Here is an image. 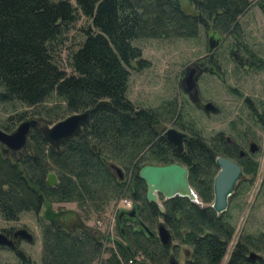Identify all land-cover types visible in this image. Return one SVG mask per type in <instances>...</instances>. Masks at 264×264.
<instances>
[{"label":"trees","instance_id":"trees-1","mask_svg":"<svg viewBox=\"0 0 264 264\" xmlns=\"http://www.w3.org/2000/svg\"><path fill=\"white\" fill-rule=\"evenodd\" d=\"M74 1L76 6L70 0H0V101L36 108L54 95L64 103L63 113L57 108H40L33 114H43L51 124L90 112L89 125L59 148L49 145L38 128L32 130L28 146L20 153L4 154L0 145L1 217L16 221L21 213H39L44 204L51 203L76 202L79 209L98 211L126 195L137 202L138 216H117L120 239L107 237L113 243L108 249L104 235L84 225L70 230L65 221L56 220L59 213L46 211L44 220L48 222L41 223L42 264H92L105 250L109 256L102 264H120L121 259L128 261L140 253L151 264H167L168 249L149 229V224L158 220L170 231L172 240L191 248L184 264H220L234 227L228 209L217 215L210 204L217 172L215 158L230 157L231 146L223 143L221 135L208 143L188 128L184 130L188 134L185 146L178 153L157 129L163 123L162 115L137 109L126 94L129 69L142 70L148 65L134 41L195 37L200 27L215 35L235 36L238 20L250 1L191 0L196 10L193 15L185 14L178 0ZM258 6L264 13V1ZM78 12L91 26L84 31L83 43L70 55L72 73L68 75L57 65L54 46L75 23ZM23 116L17 115L20 123L25 121ZM171 117L169 114L166 119ZM261 121L264 125V117ZM2 130L11 133L8 125ZM237 154L233 152L234 157ZM174 162L187 167L199 203L176 197L166 201L160 213L156 204L147 203L138 172L145 165ZM256 167L255 163L245 166L249 173ZM117 169L125 173L122 178ZM50 172L57 177L55 187L46 184ZM259 245H264V234L238 241L226 264H260L247 258L252 247L264 253Z\"/></svg>","mask_w":264,"mask_h":264},{"label":"rangeland","instance_id":"rangeland-1","mask_svg":"<svg viewBox=\"0 0 264 264\" xmlns=\"http://www.w3.org/2000/svg\"><path fill=\"white\" fill-rule=\"evenodd\" d=\"M249 1L250 7L239 18L240 28L235 36L215 35L211 30L200 27L195 37L134 41L133 45L141 50L142 59L148 65L142 70L135 67L129 69L126 94L127 99L137 109H150L162 115L160 119L163 123L157 128L160 134L168 129L187 133L184 130L192 128L204 141L208 142L221 135L224 141L231 139L246 153L249 152L251 143L258 146L259 150L253 156L250 155L247 163H255L256 170L249 173L244 167V176L236 186L228 206V219L234 227V233L220 264L227 263L238 241L243 242L247 236L255 238L264 234V125L261 121L264 117V13L258 6V3L264 0ZM70 2L76 6L74 0ZM178 3L185 14H196L191 0H178ZM89 26L91 21L78 12L75 23L54 46L57 65L68 75L72 73L70 55L85 40L84 31ZM209 40L214 47L211 52L208 51ZM243 45L253 53V56L243 50ZM198 65L203 70L199 69ZM195 67L197 73L201 72L196 82L200 103L214 104L219 109L216 115L212 113L206 115L184 92L182 83L186 72ZM63 107L64 103L54 95L36 108H29L18 102L0 101V129L8 125L11 132L14 131L20 124L17 115H24L23 120L36 121L38 129L51 127L55 123L45 122L43 114L36 117H33V114L38 113L40 108H57L59 113H63ZM169 114L173 117L166 119ZM223 143L226 144V141ZM119 172L125 175L122 170L117 169L116 174L119 175ZM127 199L129 198L126 195H120L98 211L92 207H85L82 210L76 202H70L44 204L39 213L23 212L16 221H6L0 215V231L27 228L33 234V242L22 243L20 248L33 264H42L41 223L48 222L44 220L48 211L59 213L56 220L65 221L66 227L70 230L74 231L76 227L84 225L104 235V247L108 249L113 247V243L106 241V237L111 240L120 239L115 210ZM158 203H161V199ZM161 223L162 221L158 220L156 224H149V229L156 236L157 227ZM177 244L180 243L172 241L168 253L178 264H184L191 248L178 245L176 250L171 249ZM249 253L264 255L262 251L253 247L247 256ZM108 256L109 252L105 250L92 264H102ZM132 260L133 264H151L142 253ZM128 261L121 259L120 262L125 264ZM0 264L20 262L11 252L0 249Z\"/></svg>","mask_w":264,"mask_h":264},{"label":"water","instance_id":"water-1","mask_svg":"<svg viewBox=\"0 0 264 264\" xmlns=\"http://www.w3.org/2000/svg\"><path fill=\"white\" fill-rule=\"evenodd\" d=\"M213 48L209 40L208 51L211 52ZM200 73H197L196 68L189 69L182 83L184 91L191 96L193 102L195 98L199 101L196 82ZM201 109L206 115L210 113L216 115L219 112V109L212 103L202 104ZM89 122L90 112L84 111L72 114L58 121L53 126L40 130L49 145L59 148L62 143L77 137L81 130L89 125ZM34 128H37L36 121L25 120L11 133L4 132L0 129V145L3 147V153L8 154L10 152L15 154L23 151L28 146L29 135ZM163 137L169 144L180 150L183 141L188 136L175 129H168L164 132ZM258 150L259 148L255 143L250 144L249 152L251 154H255ZM215 164L219 168V171L213 182L214 199L211 207L219 215L227 210L229 198L232 196L234 188L243 177V174L240 166L227 158L218 157ZM119 175L121 176L120 172ZM138 176L147 187L146 200L148 203H157L158 195L163 196L165 199L175 197L187 198L197 203V196L188 181L189 171L180 164L173 163L165 166L148 165L140 169ZM46 184L49 187H55L58 184L57 177L54 173L47 175ZM160 211H162L161 208ZM134 213L135 211L133 210L131 215ZM157 235L160 243L164 247L168 248L171 245L170 234L162 224L158 226ZM18 237L29 242L32 241V235L25 229H20L15 232L14 238L16 239ZM0 246L13 249L14 243L0 232ZM247 258L251 262L258 261L260 264H264V256L249 253ZM169 264L178 263L174 258H170Z\"/></svg>","mask_w":264,"mask_h":264},{"label":"flooded vegetation","instance_id":"flooded-vegetation-1","mask_svg":"<svg viewBox=\"0 0 264 264\" xmlns=\"http://www.w3.org/2000/svg\"><path fill=\"white\" fill-rule=\"evenodd\" d=\"M199 66V65H198ZM196 68V70H197V67H195ZM199 69H201V70H203L200 66H199ZM185 92V91H184ZM186 93V92H185ZM187 94V93H186ZM188 95V97H189V99H190V101L192 102V103H194L195 105H197L198 107H200V109H201V103H200V98H199V101L195 98L194 100V102L191 100V96L189 95V94H187ZM202 110V109H201ZM180 132V131H179ZM183 133V132H182ZM163 134L164 133H162L161 135H162V137H163ZM187 136H188V134L187 133H185ZM164 138V137H163ZM188 138V137H187ZM164 140H165V138H164ZM187 140V139H186ZM186 140L185 141H183V144H182V148L180 149V150H178L177 148H175L173 145H171V144H169L166 140H165V142L168 144V145H170L172 148H173V150H175L176 152H178V153H180L182 150H183V148H184V146H185V142H186ZM69 141V140H68ZM225 141H226V144L227 145H229V146H231V148L229 149L232 153H230V157H228V156H218V157H224V158H227V159H229V160H231V161H233V162H235L238 166H240V168H241V170H242V174H243V176H244V167L247 165V163H249V158H250V155L251 156H253L254 154H251L250 152H248V153H246V152H244L243 150H241V148H240V146L237 144V143H235L234 141H232L231 139H225ZM236 151H238V154H237V156L236 157H234L233 156V152H236ZM249 151V150H248ZM218 157H216L215 158V161H216V159L218 158ZM252 158V157H251ZM174 163H177V164H180V165H182L181 163H178V162H174ZM171 164H173V163H171ZM169 165V164H168ZM145 166H148V165H145ZM145 166H143V167H145ZM152 166H165V165H152ZM182 166H184V165H182ZM215 166H216V164H215ZM142 167V168H143ZM185 167V166H184ZM217 167V166H216ZM187 168V167H186ZM140 171V170H139ZM219 171V168L217 167V172ZM217 172H216V174H217ZM138 174H139V172H138ZM216 174H215V176H216ZM120 176V175H119ZM130 176L131 175H128V179L130 178ZM215 176H214V178H215ZM123 177V175L121 174V176H120V178H122ZM189 178V177H188ZM214 178H213V182H214ZM140 179V178H139ZM141 180V179H140ZM189 180V179H188ZM241 180V179H240ZM239 180V181H240ZM142 181V180H141ZM239 181H238V183H239ZM143 182V181H142ZM144 183V182H143ZM238 183H237V185H238ZM144 185H145V183H144ZM236 185V186H237ZM145 188H146V192H147V187H146V185H145ZM192 188V187H191ZM236 188V187H235ZM235 188H234V190H235ZM193 189V188H192ZM212 189H213V185H212ZM193 191H194V189H193ZM195 192V191H194ZM196 194V193H195ZM234 195V192H233V194H232V196ZM196 196H197V194H196ZM231 196V197H232ZM214 197V196H213ZM231 197L229 198V202H228V206H229V203H230V199H231ZM129 199H127L126 201H127V203H128V205H127V207L125 208V209H121V210H119V211H117V214H116V218H121V217H123V216H126V217H129V218H135V217H137L138 216V212H137V207H136V205H137V202L135 201V200H133V198H131V197H128ZM176 198V197H175ZM180 198V197H179ZM145 199H146V194H145ZM159 199H161V203L159 204L158 202H159ZM172 199H174V198H172ZM168 200H171V199H165L163 196H161V195H158V199H157V203H154V204H156L157 205V207H158V210H159V212L160 213H163L164 212V206H163V204L166 202V201H168ZM147 201V200H146ZM148 203V202H147ZM199 203V200H198V196H197V203L196 204H198ZM213 203V202H212ZM212 203L210 204V207H211V205H212ZM152 204V203H151ZM136 207V208H135ZM160 208L162 209V211H160ZM212 208V207H211ZM213 209V208H212ZM227 209H228V207H227ZM135 211V213L133 214V215H131V212L132 211ZM227 211V210H226ZM216 213V212H215ZM217 214V213H216ZM223 214V213H222ZM218 215V214H217ZM219 215H221V214H219ZM118 216V217H117ZM162 225H163V222L161 223ZM161 224H159V225H161ZM158 225V226H159ZM20 229H25V230H27V232L28 233H30L31 235H32V241L31 242H29V241H27V240H25V239H23V238H20V237H18V238H14V234H15V232L17 231V230H20ZM157 229H158V227H157ZM168 232H169V234H170V237H171V243H172V241H174V240H172V235H171V233H170V231L168 230V229H166ZM1 233H3L8 239H10V240H12L13 241V243H14V248L13 249H10V248H8V247H2V246H0V249H4V250H7V251H9V252H11L13 255H15L16 257H17V259L19 260V262H20V264H33V262L31 261V259L27 256V255H25L24 254V252L21 250V248H20V245L22 244V243H26V244H31L32 242H33V239H34V237H33V234L27 229V228H25V227H22V228H17V229H13V228H11V229H6V230H1L0 231ZM109 238V237H108ZM157 238H158V236H157ZM106 241H107V237H106V239H105ZM158 240H159V238H158ZM160 242V241H159ZM161 244V243H160ZM162 245V244H161ZM179 244H177V245H173L172 246V248L171 249H173V247L174 246H178ZM163 246V245H162ZM164 247V246H163ZM166 248V247H165ZM168 249V252H169V249H170V246L167 248ZM177 249V248H176ZM175 250V249H174ZM169 254V253H168ZM189 255H190V253L189 254H187V256H186V258H185V260L187 259V258H189ZM261 256H264V255H261ZM170 258H173V257H171L170 255L168 256V259H167V264H169V260H170ZM185 260H184V262H185ZM178 263V262H177Z\"/></svg>","mask_w":264,"mask_h":264},{"label":"built area","instance_id":"built-area-1","mask_svg":"<svg viewBox=\"0 0 264 264\" xmlns=\"http://www.w3.org/2000/svg\"><path fill=\"white\" fill-rule=\"evenodd\" d=\"M127 205H128V203H127V201H124V204H121V205H118L117 207H116V210L115 211H119V210H121V209H125L126 207H127ZM134 263V261L131 259V260H129L127 263H125V264H133ZM121 264H124V263H121Z\"/></svg>","mask_w":264,"mask_h":264}]
</instances>
